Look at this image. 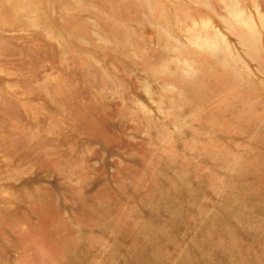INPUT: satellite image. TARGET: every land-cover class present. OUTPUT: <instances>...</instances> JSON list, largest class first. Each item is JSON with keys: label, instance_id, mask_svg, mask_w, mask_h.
Wrapping results in <instances>:
<instances>
[{"label": "rangeland", "instance_id": "374dc122", "mask_svg": "<svg viewBox=\"0 0 264 264\" xmlns=\"http://www.w3.org/2000/svg\"><path fill=\"white\" fill-rule=\"evenodd\" d=\"M0 264H264V0H0Z\"/></svg>", "mask_w": 264, "mask_h": 264}, {"label": "bare ground", "instance_id": "6f19581e", "mask_svg": "<svg viewBox=\"0 0 264 264\" xmlns=\"http://www.w3.org/2000/svg\"><path fill=\"white\" fill-rule=\"evenodd\" d=\"M251 42V41H250Z\"/></svg>", "mask_w": 264, "mask_h": 264}]
</instances>
